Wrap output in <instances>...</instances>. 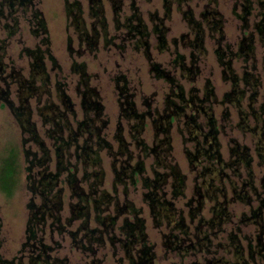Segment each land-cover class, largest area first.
<instances>
[{
  "label": "trees",
  "instance_id": "obj_1",
  "mask_svg": "<svg viewBox=\"0 0 264 264\" xmlns=\"http://www.w3.org/2000/svg\"><path fill=\"white\" fill-rule=\"evenodd\" d=\"M173 1L181 3L190 0H165L166 16H169ZM110 3L117 22L116 28L124 27L126 29L122 40H132L136 49L143 48L154 76L162 78L170 84V92L165 97L162 110L154 106V99L151 95L144 97L143 105L146 106V109L139 110L135 101V92L130 91L127 79L124 76L118 77L123 81L122 85H118L121 115L131 123V132L136 147L140 149L143 156L152 155L159 167H165L168 170L162 172L153 166L154 176L144 175L146 172L145 160L141 158V153L137 157L129 147L130 145L124 141L121 134L123 127L121 126H119L120 132L117 135L119 142L117 147L114 148L107 140L104 130L109 121L104 116L105 105L101 101L102 97L98 89L90 83L91 76L88 73L86 62L79 63L74 60L72 64V71L80 76L76 89L80 97L83 116L77 117L75 103L66 93L65 85L60 81L56 87L59 104L54 100V92L51 88L52 80L46 67V59L49 58L52 61L54 68H60V66L49 46V30L43 12L36 6L35 0H0V27L6 31L8 36L0 38V80L6 83V88L0 90V105L10 108L21 130L23 162L26 164V166L24 165L26 184L32 193V197L27 202L26 241L20 250L22 254L18 257L7 258L0 252V264H69L66 257L61 258L55 255V246L46 241L47 228L52 234L54 232L60 235L69 233L76 247L91 253L94 257L86 264H101L102 260L97 257L99 251L97 244L102 246L108 242L114 253L123 251L122 263L126 259V264H156L157 255L154 245L147 238L146 221L141 215L142 208L137 207L134 201L128 198L129 184L137 185L140 178L142 185L147 188V191L143 193V200L149 205L156 224L164 222L165 219L166 224L172 227V230L165 235V244L171 251H177L181 256L205 254L202 261L195 260L191 264H264V196L262 195L264 193V177L261 179L262 190H259L254 183V174L251 170L252 156L248 147H234L232 153L237 157L231 161V164L235 166L234 172L238 175H241L240 164L244 165L251 179L243 181L239 186L237 182L232 181L231 188L235 199L239 198L251 206L253 200L257 201V206L251 207V213L249 216L245 214L243 221L250 220L255 223L258 232L253 239L245 235V238L249 239L247 245L242 243L240 235L234 231L227 234L226 241L217 240L220 232L224 230V223L231 220V213L228 210L230 200L227 198L224 201H219L216 197L217 192L222 196L227 195L226 188H220L216 183V180L223 179L224 171L221 170L227 164L222 160L220 154L219 125L212 106L218 101V98L211 80L206 81L203 94L196 86L187 90L174 75L172 69H167L160 62L152 60L150 39L153 35L159 50L163 51L168 47L169 27L165 24L164 19L158 17L156 13L153 14L151 21L154 24L150 28L139 6L135 0H132V12L124 17L122 22H119L123 10V0H110ZM240 6L241 11H237ZM65 10L69 24L74 27L78 38L77 47L74 46L72 37L68 39V50L71 55L96 52L102 37L106 43L111 40L108 38L109 23L105 13L104 0H89V16L92 18L90 25L83 17L84 9L81 1L65 0ZM6 11H8L7 14ZM234 11L242 21L241 26L244 34L238 43L237 52H233L229 44L226 45L232 57L228 60L223 59V56L229 54L226 49L221 47L225 39L222 15L218 13L217 9H210L209 5L202 15L208 19L210 16L213 18L208 22L212 35L213 31L220 34L216 38L220 46L217 53L220 56L221 64L226 65L224 70L226 74H228L227 70L232 74L230 76L233 80L232 89L224 93L220 102L236 104L240 114L238 126L245 132L249 130L252 134H257V132L260 134L257 152L264 162V125H258L262 120L261 114L264 113V102L258 110L255 108L254 104L257 102L259 91L257 89L258 79L253 72L256 69V37L258 36L264 44V0H236ZM20 12L33 24L34 34L42 36L41 41L46 45L45 49L42 46L24 48V52L30 58L27 76L14 67L11 71H6L7 65L3 61L8 46L7 38L18 30L20 22L18 13ZM188 13L192 15V12L188 11ZM253 16L255 19L251 20ZM189 22L194 29L193 37L183 34V39L184 44L194 48L191 61L187 62L186 55L177 52L173 59V68L179 67L181 76L187 77L190 82H193L201 72L195 50L205 52L206 31L202 23L195 21L193 17L189 19ZM186 38H188L187 41H185ZM174 41L177 42V39ZM118 46L124 47V44ZM234 56L243 57L244 61L253 59L252 69L248 70L246 65L242 76L237 75L232 65ZM240 79L250 85L249 93L239 86ZM12 83L16 85L17 101L11 96ZM246 95L251 109L249 112L245 111L240 104ZM32 98L36 100L37 114L42 118L45 135L42 134L43 129L41 130L34 119L35 110L31 103ZM250 113L256 119L255 126L249 124ZM201 116H204L203 121H200ZM72 118L75 120V124L72 123ZM148 120L151 121L155 138L154 144L151 146L141 137L149 123ZM175 122L179 124L178 129L181 133L185 130L191 133V137L185 138V140H194V150H186L191 167L197 169L201 159L207 161V164L198 172L199 176H202V183L201 189L198 186L196 190L199 204L191 208L189 212L192 220L202 210L204 196L214 201L210 209L211 216H201L194 231L190 224L186 223L184 216L177 217L175 202L167 197L165 190L170 177L173 196L183 195L186 187V177L179 165L171 163L167 158L172 150L171 132ZM45 136L51 140V143L46 141ZM104 149L113 158L114 191H118V184L124 187L125 198L123 201L118 198V195L112 194L102 187L105 181V170L101 152ZM20 154L19 150L17 152L10 151L4 157L0 167V188L9 196H11L10 188L21 182ZM54 160L55 167L52 168ZM80 165H82L81 175L78 174L81 169ZM66 185L71 192L72 200L69 203L70 215L63 221L61 212L64 209V186ZM250 192L255 194L256 199L251 196ZM76 219L81 220L80 225L76 230H69L67 226ZM119 220H121L120 224H118ZM117 230L118 233H116ZM219 251L224 254L218 255ZM225 252H232L234 257L227 258ZM258 259L261 261L258 262Z\"/></svg>",
  "mask_w": 264,
  "mask_h": 264
},
{
  "label": "rangeland",
  "instance_id": "obj_2",
  "mask_svg": "<svg viewBox=\"0 0 264 264\" xmlns=\"http://www.w3.org/2000/svg\"><path fill=\"white\" fill-rule=\"evenodd\" d=\"M81 1L84 9V18L88 25H90L92 18L89 16V0H79ZM105 2V13L109 23V35L108 38L111 39L108 43L102 37L99 44V49L96 52L90 53L86 52L82 55L74 53L71 55L68 50V39L72 37L74 41V46L78 45L77 33L73 26L69 24V19L65 10V0H35L36 6L43 12L46 19L49 38H50V49L52 54L57 59L60 68H54L52 61L49 58L46 59V67L50 73L52 84L51 88L54 92V100L59 104V100L56 96V87L58 81L65 85L66 93L70 95L71 99L75 103V108L77 110V117L81 118L83 116V110L81 107L80 97L77 93V85L80 79L78 73L72 71L73 61L76 60L80 62H86L87 70L90 74V83L95 86L102 97L101 101L105 105V118L109 121L107 128L104 130L105 137L114 146L117 147L119 126L123 127L121 134L124 141H126L130 148L134 151L135 155H142V152L135 145V139L131 132V123L127 121L125 117L121 115L120 111V98L118 85H122V80L119 76H124L127 79V86L130 91L135 92V101L139 110H145L146 106L143 105L144 97L153 96L154 106H157L160 110L164 107V101L166 95L170 92V84L162 79L156 78L153 72L150 70L149 59L144 53V49H136L132 40H122L125 35L126 29L124 27L116 28L115 14L112 9L110 0H104ZM132 0H123V10L120 16V21L124 20V17L132 12L131 9ZM136 4L142 12V15L150 28L153 27V21H151L152 15L157 14L158 17L163 18L165 24L169 27L167 33L168 47L165 50H159L156 47V38L153 35L150 39L152 42L151 56L152 60L160 62L163 67L167 69H172L174 75L184 84L185 88L188 90L192 86L199 88L200 93L203 94L206 81L211 80L212 85L215 89L218 101L212 104L217 122L219 125L218 142L220 143V154L222 160L227 164L221 171H224V177L220 181L216 180V183L220 188H226V196L219 195L217 192V198L219 201H224V199H229L228 210L231 213V220L224 223V230L220 232L217 240L226 241L227 234L230 231H234L240 235L242 243L247 245L249 239L248 237H255L258 232V227L255 223L243 221V216H249L251 213V207L257 206V201L253 200L252 206L246 202H243L239 198L235 199L233 191L231 188L232 181L237 182V185H241L242 182L248 181L250 176L248 175V170L245 169L244 165L240 164L239 171L241 175L234 172L235 166L231 164L237 156L233 155L234 147H248V151L252 156L251 170L254 174V183L261 189V179L264 177V162L257 152V146L259 145L260 134H252L251 131H244L243 128L238 126L240 122V114L238 112V106L234 103L220 102L223 98L225 92L232 89L233 80L230 78L232 74L229 70L227 73L224 71L225 66L221 64L220 56L217 53V49L220 48L217 43V37L220 34L216 31L210 29L209 21H212L211 16L209 19L202 15V12L206 11L207 5L210 9H217L218 13L222 15L223 20V30L225 33V39L222 42L221 47L226 49L228 56H223L224 60L232 58L230 56L227 44H229L233 52L238 51V43L244 34L241 23L242 21L237 17L234 7L236 0H190L188 2L173 1L171 4V10L169 16H166L167 9L165 5V0H135ZM181 4V5H180ZM189 12H192L190 15ZM237 11H241V6L238 7ZM255 12L257 10H254ZM187 12V13H186ZM8 11H6V14ZM19 15V27L17 32L11 37L7 38L8 46L6 48V55L3 59L4 63L7 65L6 71H11L14 67L16 70H21L22 73L27 76L29 74L30 58L24 52L25 47L35 48L37 46H42L46 48V45L42 43V36H36L33 32V24L28 20L27 17L22 16L21 12ZM193 17L195 21L202 23L203 28L206 31L205 35V52L195 50V54L198 56V65L200 67V73L197 79L190 82L187 77L181 76L179 67L173 68V59L177 52L186 55V61H191V54L194 51L190 45L184 44L183 34H189L193 37V30L189 19ZM219 17V16H218ZM253 16L251 20H254ZM6 20V18H3ZM4 22V21H2ZM8 37L6 31L0 27V38ZM190 38V39H191ZM107 39V38H106ZM177 39V42L174 41ZM108 40V39H107ZM188 38L185 39L187 41ZM119 44H124V47L118 46ZM255 54H256V69L253 70L255 77L258 79L257 89L259 94L257 96V102L254 104L255 108L258 110L259 106L264 102V44L259 40L258 36L255 41ZM253 59L244 61L243 57L234 56L232 60V65L234 71L237 75L242 76L244 69L250 70ZM228 75V78H226ZM239 86L246 89L249 93L247 85L244 80H239ZM6 88V83L0 80V90ZM16 85L12 83L11 85V96L17 101L16 98ZM32 106L35 110L34 119L37 124L43 129V121L39 114H37V104L35 98L31 99ZM42 103V102H41ZM1 104V101H0ZM240 104L242 108L249 112V99L244 97ZM41 105V104H40ZM62 107V106H61ZM190 112V110H187ZM203 117H200V121H203ZM261 119L258 125H264V113L261 114ZM72 123L75 124V120L72 118ZM142 132V138L148 143L149 146L154 144V130L151 126V121ZM249 124L252 126L256 125V119L250 113ZM179 124L176 122L172 128V150L167 156L168 161L171 163H177L186 177V187L183 195L173 196L171 193V177L169 178L168 184L165 186L167 191V197L171 198L175 202V207L177 209V217L184 216L187 224H190L191 229L194 231L195 226L198 223V219L201 216L210 217L211 207L214 201L211 198L204 196L202 210L199 211L192 220L191 214L189 213L191 208L198 206L197 199L199 198L196 194L197 187L201 189L202 176H199V169H202L207 161L201 159L198 164L199 168H192L190 160L186 150H194V140L186 139L191 137V133L186 132V130L181 133L178 129ZM43 135L44 129L41 131ZM21 130L8 106L0 105V167L2 165L3 159L10 151L17 152L20 151V161L22 163L21 172V182L18 185H13L10 188L11 196L5 194L0 188V252L3 256L7 258L18 257L22 254L20 251L22 249L23 243L26 241V225L28 219V209L27 202L32 197L31 191L27 188L26 184V171L24 169L23 162V152H22V139ZM46 141L51 143V140L46 136ZM263 139V136H261ZM102 162L103 168L105 170V181L102 185L103 189L108 190L112 194L118 195L122 201L125 198L123 192V185L118 184V191H114V172L112 169V157L106 151L102 150ZM135 156V158H136ZM144 158L146 163V172L144 175L153 177L154 167L162 172L167 171L168 168L159 167L157 165L155 158L150 156H141ZM74 161V159H73ZM230 163V164H228ZM209 164V163H208ZM18 165V164H17ZM154 166V167H153ZM55 167V160L52 163V168ZM79 175L82 174V165H80ZM205 177V175H203ZM84 186L85 183L82 182ZM18 186V187H17ZM65 187L64 195V209L61 212L62 219L65 221L70 215L69 203L72 200L70 198V190L67 185ZM147 191L141 183V178L137 185L128 186V198L133 200L135 205L142 208L141 215L146 221V232L147 238L154 245L156 252V264H170L172 262H177L178 264H191L195 260H203V253H198L197 255H186L181 256L177 251H171L165 244V235L172 230V227L164 219V222L156 224L154 217L151 214L149 205L143 200V193ZM212 192V191H211ZM251 193V192H250ZM264 196V193L262 194ZM251 196L255 198V194L251 193ZM75 200V198H73ZM256 199V198H255ZM38 200V198H37ZM191 201V202H190ZM191 203V204H188ZM112 210V207H111ZM113 211V210H112ZM80 219L72 221L71 225H68L69 230H76L80 225ZM121 220H119L120 224ZM92 225L94 223L92 222ZM177 232V230H174ZM119 231L117 230L116 233ZM45 239L48 243L55 246V255L61 258L66 257L69 264H86L91 261L94 257L88 251H83L82 249L76 247L71 240L69 233L60 235L57 232L50 231L47 228L45 233ZM99 251L97 257L102 260L101 264H126L127 260L122 263L123 251L117 253L113 252L111 244L108 242L105 245L99 246ZM219 254H224V252L219 251ZM227 258H233L234 254L232 252H225ZM212 256V255H209ZM261 260L258 259V262ZM258 264V263H251Z\"/></svg>",
  "mask_w": 264,
  "mask_h": 264
}]
</instances>
